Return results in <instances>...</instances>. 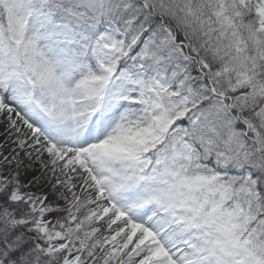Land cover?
Here are the masks:
<instances>
[{"label": "snow or ice", "instance_id": "obj_1", "mask_svg": "<svg viewBox=\"0 0 264 264\" xmlns=\"http://www.w3.org/2000/svg\"><path fill=\"white\" fill-rule=\"evenodd\" d=\"M0 264H264V0H0Z\"/></svg>", "mask_w": 264, "mask_h": 264}]
</instances>
